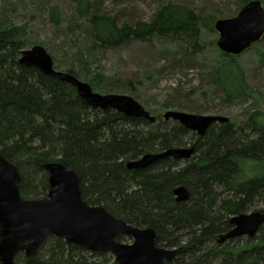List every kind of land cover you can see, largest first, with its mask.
<instances>
[{
  "label": "trees",
  "instance_id": "1",
  "mask_svg": "<svg viewBox=\"0 0 264 264\" xmlns=\"http://www.w3.org/2000/svg\"><path fill=\"white\" fill-rule=\"evenodd\" d=\"M149 21L122 22L93 11L91 0H74L68 34L83 31L87 48L65 65V73L101 91L103 78L92 73L90 57L154 39L185 48L184 57L200 54V29L209 19L192 9L165 4ZM250 0H241L244 5ZM49 22L60 29L59 8L49 5ZM214 19V18H212ZM80 21V22H79ZM25 28L0 18V154L20 175L19 195L38 200L48 191L43 164L58 162L79 177L82 199L103 207L136 228H152L157 246L182 251L165 264H259L264 258V226L255 237L218 244L231 230L233 216L264 212V114L252 113L246 128L213 124L198 137L180 124L168 126L160 111L178 105L165 102L152 115L154 124L126 117L112 109L88 107L75 88L37 69L19 64L29 44ZM192 54V55H193ZM53 59V65H54ZM212 69L214 85L227 103L259 96L251 93L234 56L220 54ZM63 72V71H62ZM134 93L136 90L131 89ZM169 122V121H168ZM191 146L189 161L165 158L140 170L126 164L146 154ZM184 187L186 202H175L173 191ZM118 241H128L119 238ZM233 243V244H231ZM15 264H116L108 253H91L50 236L33 258L18 254Z\"/></svg>",
  "mask_w": 264,
  "mask_h": 264
},
{
  "label": "water",
  "instance_id": "2",
  "mask_svg": "<svg viewBox=\"0 0 264 264\" xmlns=\"http://www.w3.org/2000/svg\"><path fill=\"white\" fill-rule=\"evenodd\" d=\"M214 28L219 34L218 49L226 55L239 56L262 39L264 8L259 0H250L235 18L217 20ZM18 62L71 85L80 100L92 109H112L126 117L144 119L149 124L157 120L130 96L97 94L89 84L55 70L52 57L39 45L22 50ZM161 117L164 122H176L198 137L204 136L213 124L229 123V119L222 116L178 111H166ZM193 153L191 146L170 148L130 161L126 168L145 169L165 158L189 161ZM42 169L47 174L46 196L38 200H23L18 190L20 175L17 167L0 154V264H15L18 254L25 258L35 257L50 236L61 238L87 252L108 253L116 264H165L182 251V248L157 246V235L152 228H136L115 218L103 207L87 204L81 197L79 177L73 170L58 162L43 164ZM173 196L175 202L180 203L188 201L190 194L184 187H177ZM229 223L231 230L218 237V244L255 237L264 226V212L233 216ZM119 238L128 239V243L118 241ZM259 264H264V258Z\"/></svg>",
  "mask_w": 264,
  "mask_h": 264
},
{
  "label": "rangeland",
  "instance_id": "3",
  "mask_svg": "<svg viewBox=\"0 0 264 264\" xmlns=\"http://www.w3.org/2000/svg\"><path fill=\"white\" fill-rule=\"evenodd\" d=\"M259 1L264 8V0ZM168 3L188 7L200 18L209 19L200 29L201 53L194 55L189 51V59H185L183 46L169 41L163 44L156 39L148 43L133 41L114 50L98 51L89 58L92 73L97 72L103 78L101 91L95 93L130 96L151 115L165 102L178 105L160 111L161 120L166 111H178L222 116L234 126L246 128L252 113L264 114V35L250 49L234 56L248 90L259 96L260 105H255L252 98L227 103L211 76L222 53L216 45L219 34L214 23L235 18L243 6L241 0H166L165 4ZM91 4L96 13L108 14L130 24L149 21L160 5L159 0H91ZM49 5L59 8L63 21L60 29L49 22ZM74 5V0H0V18L16 27H24V40L43 47L52 60H57H54L55 70L64 72L65 65L76 61L78 54L87 48L83 34L88 28L86 24L74 35L68 34L67 26L75 16ZM31 47L28 45L26 49ZM132 88L136 92L132 93ZM167 123L173 125V121Z\"/></svg>",
  "mask_w": 264,
  "mask_h": 264
}]
</instances>
